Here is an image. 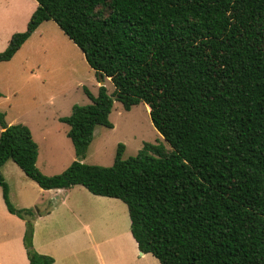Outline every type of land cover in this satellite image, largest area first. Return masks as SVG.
I'll list each match as a JSON object with an SVG mask.
<instances>
[{"label":"trees","instance_id":"trees-1","mask_svg":"<svg viewBox=\"0 0 264 264\" xmlns=\"http://www.w3.org/2000/svg\"><path fill=\"white\" fill-rule=\"evenodd\" d=\"M9 60L43 21L54 20L89 65L115 86L74 105L77 159L48 176L36 165L28 126L1 116L0 185L8 210L26 220L30 264H53L34 246L33 210L17 209L1 173L12 159L44 189L83 185L121 199L140 251L160 264H264V0H37ZM114 96V98H113ZM144 102L171 145L146 143L111 166L83 162L97 125L112 127L114 99Z\"/></svg>","mask_w":264,"mask_h":264},{"label":"rangeland","instance_id":"rangeland-1","mask_svg":"<svg viewBox=\"0 0 264 264\" xmlns=\"http://www.w3.org/2000/svg\"><path fill=\"white\" fill-rule=\"evenodd\" d=\"M37 6V0H0V53L7 49L13 34L27 31ZM100 74L54 20L43 21L11 59L0 61V133L1 116L7 124L28 126L38 144L39 170L48 176L62 173L77 156L67 135L69 125L61 117L69 116L74 105L92 102L86 90L97 96L99 87L105 85L109 94L114 92L110 78H102V83ZM109 120L112 127H95L83 162L111 166L119 144L124 145L123 158L137 155L146 143H161L172 150L154 126L149 106L142 101L127 110L115 98ZM1 173L9 185L13 206L33 210L36 244L55 255L56 264H103L101 257L105 264H160L151 253L139 255L129 209L121 199L107 197L108 201H103L80 184L44 189L12 159L4 163ZM66 194L69 199L63 204ZM51 209L50 214L39 216ZM25 231L26 220L8 210L0 185L2 264H29ZM95 243H101V256Z\"/></svg>","mask_w":264,"mask_h":264},{"label":"crops","instance_id":"crops-1","mask_svg":"<svg viewBox=\"0 0 264 264\" xmlns=\"http://www.w3.org/2000/svg\"><path fill=\"white\" fill-rule=\"evenodd\" d=\"M61 189H63V188H60L59 190H61ZM59 190H57V191H59ZM99 196H101V200H103V201H108L106 198L108 197V196H102V195H99ZM68 199H69V195L68 194H66V196L63 198V200H62V203L63 204H65L67 201H68ZM68 209H70L72 212H73V214H75V211H74V209H72L71 207H69L68 206ZM54 211V209H51V210H48V211H46L45 213H41V215H39L40 217L41 216H44V215H48V214H50L51 212H53ZM34 238H33V241H34V246L36 247V250L38 251V252H40V253H42V254H47V255H50V253L49 252H47V251H43L42 249H40L38 246H37V244H36V241H35V234H36V231H35V229H34ZM107 240H109V239H107ZM134 242L136 243V245H137V248L136 249H138V250H140L139 249V247H138V244H137V242L134 240ZM101 243H95V245H94V247H96L97 248V252H98V254L101 256V251H100V249H99V245H100ZM50 245V242L46 245V244H43V247L44 248H47L48 246ZM148 253H140L139 255L140 256H145V255H147ZM27 255V254H26ZM53 255V254H52ZM51 255V256H52ZM54 256V259H55V261H54V263L53 264H56L57 263V259H56V257H55V255H53ZM27 257V256H26ZM28 258V257H27ZM103 257H101V260H102V262H103V264H105L104 263V261H103V259H102ZM28 261H29V259H28ZM0 264H2L1 262H0ZM4 264V263H3ZM30 264V263H29Z\"/></svg>","mask_w":264,"mask_h":264},{"label":"water","instance_id":"water-1","mask_svg":"<svg viewBox=\"0 0 264 264\" xmlns=\"http://www.w3.org/2000/svg\"><path fill=\"white\" fill-rule=\"evenodd\" d=\"M100 78H101V82H102V83H104V81H103V79H102L103 77H102V75H101V74H100ZM140 253L142 254L143 252H142V251H140Z\"/></svg>","mask_w":264,"mask_h":264}]
</instances>
